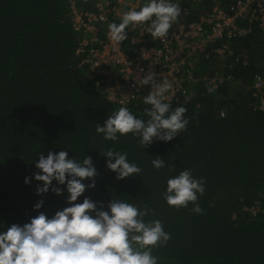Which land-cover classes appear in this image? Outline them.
Wrapping results in <instances>:
<instances>
[{"label":"trees","instance_id":"obj_1","mask_svg":"<svg viewBox=\"0 0 264 264\" xmlns=\"http://www.w3.org/2000/svg\"><path fill=\"white\" fill-rule=\"evenodd\" d=\"M71 1L0 0V231L29 223L39 211L51 218L70 206L65 185H59L62 195L49 190L39 196L42 182L33 175L39 172V154L63 150L81 161L91 156L97 169L95 188L77 202L89 197L107 211L110 200L119 199L153 210L145 221L160 220L171 234L166 245L152 249L158 264H264V111H253L244 88L255 74H264V34L254 26L249 36L231 42L235 54L249 56L248 66L232 70L242 86L204 97L196 88L189 100L171 102L172 110L187 109L186 131L144 148L131 133L109 141L96 132V124L103 126L120 107L107 101L79 66ZM73 1L93 9V0ZM196 18L195 12L187 21ZM146 108L150 105L128 109L146 120ZM109 149L127 153L141 173L116 179L101 155ZM157 156L166 165L159 170L151 163ZM185 169L206 181L197 201L203 214L193 212L192 203L176 208L164 199L167 180ZM25 177H32L29 184ZM41 199L42 208L34 210ZM256 206L252 215L249 209Z\"/></svg>","mask_w":264,"mask_h":264},{"label":"clouds","instance_id":"obj_2","mask_svg":"<svg viewBox=\"0 0 264 264\" xmlns=\"http://www.w3.org/2000/svg\"><path fill=\"white\" fill-rule=\"evenodd\" d=\"M181 15V8L173 0H146L137 10L130 8L124 12L121 22L108 25L109 38L122 42L128 38L129 26L147 24V31L155 38L167 36L172 25ZM141 85H150L151 90L144 97V104L150 105L145 112L147 119L137 118L130 110L121 106L104 121L103 126L96 124V132L103 138L116 141L118 135L131 133L138 138L142 147L153 144L154 140L168 142L186 131L189 119L185 118L187 109L183 106L172 110L166 102V93L172 89L167 80L157 79V73H146L140 77ZM209 92L214 89L209 88ZM191 97L187 96L186 100ZM107 158L106 167L116 173V179L123 180L142 171L134 162H129L127 153L102 151ZM34 179L42 182L36 187V194L43 196L51 190L57 196L62 195L65 185L70 205L58 210L49 218L44 212L30 219L23 226L13 223L0 231V264H158L159 257L152 249L164 246L171 234L164 230L160 220L145 221L149 212L132 203L111 199L107 211L102 202H94L85 197L77 202L86 189L95 188L97 169L91 156L83 160L70 158L67 151H48L39 154ZM114 161V162H113ZM154 168L165 167V161L157 156L151 161ZM32 177H25L29 184ZM91 180L85 184L84 180ZM56 181V185H53ZM206 181L194 178L191 170H182L177 176L167 180V189L163 194L167 204L172 207H188L203 214L197 203L198 194L203 195ZM44 204L41 199L34 205L40 210ZM99 205V207H98ZM94 214V215H93Z\"/></svg>","mask_w":264,"mask_h":264},{"label":"built area","instance_id":"obj_3","mask_svg":"<svg viewBox=\"0 0 264 264\" xmlns=\"http://www.w3.org/2000/svg\"><path fill=\"white\" fill-rule=\"evenodd\" d=\"M145 2L93 0L92 10L73 0L69 4L71 28L78 35L75 57L107 101L127 108L144 104L151 86L139 80L150 72L157 73L158 81L172 84L166 93L169 103L193 95L196 88L204 97L242 86L232 70L248 66L249 56L235 54L231 42L249 36L254 26L264 34V0H173L181 15L166 37L154 39L142 24L129 26L126 40L112 41L108 25L119 24L124 12L138 10ZM195 12L197 18L187 21ZM244 88L253 99V111H264V74H255ZM249 210L255 215L257 206Z\"/></svg>","mask_w":264,"mask_h":264},{"label":"rangeland","instance_id":"obj_4","mask_svg":"<svg viewBox=\"0 0 264 264\" xmlns=\"http://www.w3.org/2000/svg\"><path fill=\"white\" fill-rule=\"evenodd\" d=\"M246 210V209H245Z\"/></svg>","mask_w":264,"mask_h":264}]
</instances>
